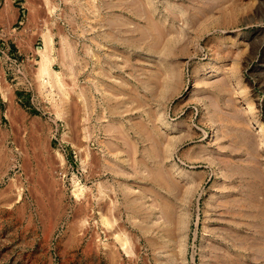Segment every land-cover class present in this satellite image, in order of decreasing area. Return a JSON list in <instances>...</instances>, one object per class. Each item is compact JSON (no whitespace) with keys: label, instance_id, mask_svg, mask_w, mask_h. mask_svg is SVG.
I'll use <instances>...</instances> for the list:
<instances>
[{"label":"rangeland","instance_id":"374dc122","mask_svg":"<svg viewBox=\"0 0 264 264\" xmlns=\"http://www.w3.org/2000/svg\"><path fill=\"white\" fill-rule=\"evenodd\" d=\"M0 15V264H264V0Z\"/></svg>","mask_w":264,"mask_h":264},{"label":"bare ground","instance_id":"6f19581e","mask_svg":"<svg viewBox=\"0 0 264 264\" xmlns=\"http://www.w3.org/2000/svg\"><path fill=\"white\" fill-rule=\"evenodd\" d=\"M47 39V38H46ZM49 39V38H48ZM47 41V40H46ZM47 44V43H46ZM45 44V45H46ZM48 46V45H47ZM47 46H45V47H47ZM47 50V49H46ZM46 50H44V52L46 51ZM48 52V51H47ZM44 55V54H43ZM45 55H46V52H45ZM44 55V57L42 58V64H41V74L42 75H46V76H48V78H49V76L51 77V74H50V70L48 69V63L50 62V60H48L47 58H49L50 56H48V57H46ZM50 64V63H49ZM49 71V72H48ZM52 73L56 76L57 75V73L56 72H53L52 71ZM54 75H52V76H54ZM54 80V79H53ZM44 81V80H43ZM56 81L59 83V79L56 77ZM47 82V81H46ZM56 82V83H57ZM52 85V84H51ZM245 114V113H244ZM212 136V135H211Z\"/></svg>","mask_w":264,"mask_h":264},{"label":"crops","instance_id":"0c3cea01","mask_svg":"<svg viewBox=\"0 0 264 264\" xmlns=\"http://www.w3.org/2000/svg\"><path fill=\"white\" fill-rule=\"evenodd\" d=\"M6 20H7V16H5V15L4 16L3 15L1 16L0 15V22H5Z\"/></svg>","mask_w":264,"mask_h":264}]
</instances>
